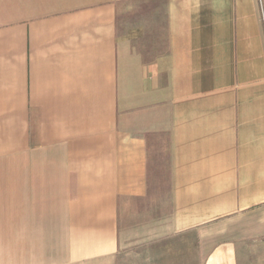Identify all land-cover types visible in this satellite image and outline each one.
<instances>
[{
	"label": "crops",
	"instance_id": "1",
	"mask_svg": "<svg viewBox=\"0 0 264 264\" xmlns=\"http://www.w3.org/2000/svg\"><path fill=\"white\" fill-rule=\"evenodd\" d=\"M0 264H264V0H0Z\"/></svg>",
	"mask_w": 264,
	"mask_h": 264
}]
</instances>
